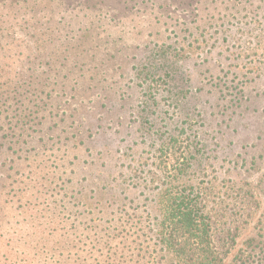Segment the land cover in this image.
Here are the masks:
<instances>
[{"label": "rangeland", "instance_id": "obj_1", "mask_svg": "<svg viewBox=\"0 0 264 264\" xmlns=\"http://www.w3.org/2000/svg\"><path fill=\"white\" fill-rule=\"evenodd\" d=\"M37 8L0 19V264H177L165 193L264 264V0Z\"/></svg>", "mask_w": 264, "mask_h": 264}, {"label": "trees", "instance_id": "obj_2", "mask_svg": "<svg viewBox=\"0 0 264 264\" xmlns=\"http://www.w3.org/2000/svg\"><path fill=\"white\" fill-rule=\"evenodd\" d=\"M67 3L68 0H0V19L9 16L20 22V19L29 16L33 20L38 14L37 11H41L38 6H43L44 9L52 8L53 17L59 14L61 7ZM17 29L22 30L21 25ZM1 30L0 27V32ZM18 32L20 31H14L13 37L18 36ZM2 41L3 38L0 36V45ZM14 41L16 39H13ZM3 78L5 79L0 76V89L5 85L1 86ZM16 117L18 122H22L23 111ZM158 205L159 217L162 218L159 241L168 255L178 261L177 264L219 263L216 262L217 256L211 247V224L206 220L196 197L186 193L177 195L165 193L160 197Z\"/></svg>", "mask_w": 264, "mask_h": 264}]
</instances>
